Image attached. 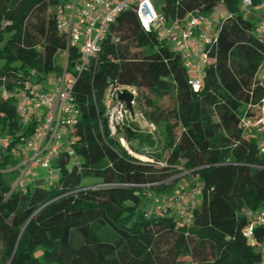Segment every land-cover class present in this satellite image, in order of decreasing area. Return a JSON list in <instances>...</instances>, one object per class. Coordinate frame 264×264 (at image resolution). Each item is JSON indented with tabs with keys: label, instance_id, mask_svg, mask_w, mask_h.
Here are the masks:
<instances>
[{
	"label": "trees",
	"instance_id": "trees-1",
	"mask_svg": "<svg viewBox=\"0 0 264 264\" xmlns=\"http://www.w3.org/2000/svg\"><path fill=\"white\" fill-rule=\"evenodd\" d=\"M59 2L0 0V138L9 142L0 147V264H261L264 226L246 234V211L264 207V153L240 121L262 97L257 74L264 47L241 0H166L161 6L167 20L220 3L232 13L207 48L198 90L181 54L159 30L145 31L132 10L112 23L88 69L76 70L79 55L71 49L66 72L75 80L78 108L71 150L56 161L52 181L14 185L22 175L18 143L34 128L20 120L17 89L63 74L57 56L67 40L57 30ZM49 8L39 42L26 22ZM124 85L137 89L136 105L154 130L128 114L112 132L108 93ZM5 90L14 93L4 96ZM168 96L175 101L170 114L158 103ZM180 172L203 185L190 222L175 211L147 215L146 204L170 193Z\"/></svg>",
	"mask_w": 264,
	"mask_h": 264
},
{
	"label": "built area",
	"instance_id": "built-area-1",
	"mask_svg": "<svg viewBox=\"0 0 264 264\" xmlns=\"http://www.w3.org/2000/svg\"><path fill=\"white\" fill-rule=\"evenodd\" d=\"M163 4L166 0H162ZM264 10V0H241L240 8L245 17L254 16V7ZM58 32L67 40L63 51V74L49 76L45 83L25 81L17 89V112L25 127L34 123L30 134L20 138L17 146L19 164L17 168L22 175L19 182H24L26 174L40 168L47 169L48 179L52 181L57 176L54 167L63 152L71 150V136L78 121V108L73 95L75 80L67 77L66 67L71 49H76L79 55L77 71L89 68L94 59H98L103 42L106 40L112 23L124 11L132 10L137 15L141 27L145 31L159 30L160 37L171 43L173 49L179 52L191 77V84L198 90L204 75V66L208 61V46L214 41L221 23L232 13L223 3L210 12L196 10L184 18L167 20L161 9L153 0H60L55 7ZM261 22L256 23V38L264 47V14ZM263 85V93L259 102L248 107L241 118L240 127L248 137L254 134L258 138L259 150L264 153V62L257 74ZM129 88V89H128ZM131 86L111 88L108 93L110 126L116 132L131 111L120 100L124 90ZM14 92L4 91V96ZM133 105L135 100L132 101ZM8 140L0 138V147L6 148ZM122 143L127 142L122 138ZM203 185L197 177L192 178L184 186L155 199L156 207L147 215H162L175 211L184 222L192 219V209L197 205ZM246 216L250 223L246 234L252 235L256 226H264V207L248 209ZM263 253L264 250L262 249ZM261 264H264V260Z\"/></svg>",
	"mask_w": 264,
	"mask_h": 264
},
{
	"label": "rangeland",
	"instance_id": "rangeland-1",
	"mask_svg": "<svg viewBox=\"0 0 264 264\" xmlns=\"http://www.w3.org/2000/svg\"><path fill=\"white\" fill-rule=\"evenodd\" d=\"M69 1V0H68ZM156 7L158 9H161V6L163 5V1L162 0H153ZM51 9L49 8L48 12L46 13H41V12H33L26 24H27V28L29 29V31L32 33V37H34V39H36L39 42H42V35H41V27L42 24L45 20V17L50 13ZM254 16H251L252 20L255 21L257 24L261 22L260 17L263 16L264 14V10L255 6L254 7ZM127 19L128 17H123L121 19L122 22H124V24H127ZM128 31V35L131 38V40H133L134 42L137 40V34L136 31L134 30V28L130 27ZM134 42L130 43V50L131 52H136L138 50V47L134 44ZM57 64L61 65L64 67V56L62 53H59L57 56ZM68 78H70V74H68L67 76ZM22 86H25L24 84H22ZM129 89V88H128ZM131 92H133L136 96V94L138 93L137 89L135 87H131L130 90ZM142 91L145 94H148V91L146 89H142ZM143 99H142V103H143ZM159 105L167 112V114H170L171 110L174 108L175 106V101L173 99V97H165L161 100H159ZM150 110V109H148ZM132 115H131V120L133 123H135L136 125L143 127V128H151L152 130L155 129V127L150 124L140 113L137 105H136V97H135V104L133 105V110L131 111ZM156 135H158V131L156 132ZM157 138H159V136H157ZM76 157L72 156V159L75 160ZM140 158L142 159H147L146 156L144 155H140ZM169 158V153L166 154V159L168 160ZM74 161H71V163H73ZM54 167H56L57 163L54 162ZM178 168L181 170L182 166H178ZM36 171V172H35ZM33 171V173H29L26 174L24 177V180L27 182L32 181L33 179H42V180H47L48 179V172L47 169L44 168H40L38 171L35 170ZM190 177L188 175L187 172H180L178 174H175L171 179L175 180L174 184H171V189L170 192L175 190L176 188L180 187V186H184L186 185L188 182H190ZM36 180V181H37ZM19 182V179L17 182H14V185L17 184ZM90 182V181H88ZM162 196H160L161 198ZM131 204V203H130ZM157 203H155L154 201L149 202L148 204H146V209H154L156 207ZM1 250H2V245L0 244V256H1Z\"/></svg>",
	"mask_w": 264,
	"mask_h": 264
},
{
	"label": "water",
	"instance_id": "water-1",
	"mask_svg": "<svg viewBox=\"0 0 264 264\" xmlns=\"http://www.w3.org/2000/svg\"><path fill=\"white\" fill-rule=\"evenodd\" d=\"M120 100L123 101L126 104V107L132 111L133 110V103L132 101L135 100V94L129 90H124L120 94Z\"/></svg>",
	"mask_w": 264,
	"mask_h": 264
},
{
	"label": "crops",
	"instance_id": "crops-1",
	"mask_svg": "<svg viewBox=\"0 0 264 264\" xmlns=\"http://www.w3.org/2000/svg\"><path fill=\"white\" fill-rule=\"evenodd\" d=\"M34 180V179H33ZM261 249H263L264 250V243H263V245L261 246ZM264 254V253H263Z\"/></svg>",
	"mask_w": 264,
	"mask_h": 264
}]
</instances>
